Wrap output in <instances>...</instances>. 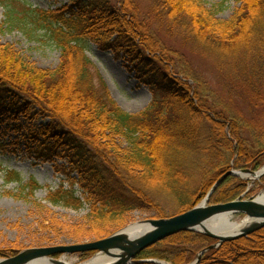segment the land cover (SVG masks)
<instances>
[{"label":"trees","instance_id":"obj_1","mask_svg":"<svg viewBox=\"0 0 264 264\" xmlns=\"http://www.w3.org/2000/svg\"><path fill=\"white\" fill-rule=\"evenodd\" d=\"M229 1L239 7L227 20L218 19L204 0H149L146 11L136 0H71L70 6L47 11L25 6L15 11L3 4L0 34L27 16L48 31L60 50L56 68L40 69L13 46L0 43V117L46 122L33 134L78 176L84 199L74 195L73 184L50 190L45 198L51 206L87 207L83 228H64L51 217L43 223L77 232L63 236L62 243L84 235L107 237L136 211L153 209L164 218L161 199L174 202L180 214L196 206L229 169L262 167L264 0ZM163 32L167 42L159 37ZM90 41L125 55L159 100L134 116L105 87L96 89L84 54L83 44ZM179 47L210 59L214 86L196 73ZM192 171L199 172L195 191ZM5 182L17 183L19 192L4 195L47 211L35 200L40 186L33 179L22 184L18 173L7 172ZM244 189L238 178L227 177L208 203L233 201ZM214 242L198 232H182L144 250L135 261L189 264ZM21 249L0 247V258ZM92 254L79 256L85 260ZM254 255H261L258 264H264V228L204 252L199 264H254Z\"/></svg>","mask_w":264,"mask_h":264},{"label":"rangeland","instance_id":"obj_2","mask_svg":"<svg viewBox=\"0 0 264 264\" xmlns=\"http://www.w3.org/2000/svg\"><path fill=\"white\" fill-rule=\"evenodd\" d=\"M136 1L139 3L141 10L146 11L149 0ZM204 3L207 8L216 11L218 19L221 20L229 19L239 7L234 1L229 0H204ZM3 4L15 9V11L22 9L24 6L29 7V10L41 9L47 11L61 9L65 5H72L71 0H0V25L4 21L5 6ZM19 18L21 19L20 25L9 28L0 34V43L13 46L23 57L33 62L40 69L56 68L59 64L60 50L48 31L37 27L32 23L31 18L27 16L21 15ZM26 33H28V36H26ZM159 37L162 41L167 42L164 32ZM174 43L177 42H172L170 45L177 48L178 44ZM83 45L84 54L90 61L89 70L94 86L99 91H103L102 87H105L108 95L123 111L138 116L146 111L152 103L159 100V96L152 90L150 85L144 83L141 77L135 75L134 67L131 66L130 60H127L125 55H116L109 47H102L91 41ZM179 49L196 73L211 86H214L216 83L215 72L210 59L201 57L189 49H182L181 47ZM105 76H108L109 79L107 80ZM112 94L124 104L136 101H144V104L139 109L128 111L117 103ZM240 110L246 117L249 116L245 105L241 104ZM40 124L45 125L46 122H31L24 118H20L18 122H13L4 116L0 117V247L16 246L27 249L81 244L100 240L98 239L100 236L85 238L84 235L82 236L83 239L68 240L62 243L63 236L69 235L70 238L78 235L77 232L72 234L70 231H64V228H83L84 224L81 219L88 211L87 207L75 211L62 206H51L45 201L48 191L56 190L60 186L69 188L72 184L76 197L84 199L85 196L83 189L76 184L78 176L71 172V167L67 164V161L60 159L56 153L52 154L46 142L40 138L36 139L32 129ZM7 172L18 173L22 179V184L33 179L40 186V189L35 192V200L46 206L48 209L45 210L47 211L35 210L32 208L31 203L14 200L4 195V193L15 194L19 192L17 183L7 184L5 182ZM206 172L201 171L200 174ZM198 174L199 172L192 171L193 191L196 190L199 183L197 180ZM238 179L245 184V189L234 200H252L264 190V177L257 179L251 175H245L243 178ZM205 196L197 204L201 203ZM159 204L164 210L165 217L174 216L181 210L171 200L161 199ZM49 217L55 219L64 228L55 230V228L43 224L46 219H50ZM147 219H157V213L153 209L133 212L128 221H125L128 223L124 227ZM231 220L242 222V216L236 215ZM214 244L215 242L212 245ZM92 256L93 254L82 260V257L74 254L65 256L62 261L67 264H81L88 261ZM240 259L242 263L245 260L243 256ZM253 260L255 261L254 264H258L261 261V255H254Z\"/></svg>","mask_w":264,"mask_h":264},{"label":"water","instance_id":"obj_3","mask_svg":"<svg viewBox=\"0 0 264 264\" xmlns=\"http://www.w3.org/2000/svg\"><path fill=\"white\" fill-rule=\"evenodd\" d=\"M244 175H251L257 179L263 177L264 165L257 172L250 170L227 171L214 182L201 203L181 214L162 219H147L139 223L131 224L98 241L23 249L18 251L13 257L0 259V264H35L44 261L49 264H67L62 261L65 256L90 252H94V255L88 261L96 257H102L109 260L107 264H133L135 262L168 264L163 261H135V259L141 252L156 243L177 235L178 233L188 231L198 232L215 241L214 245L201 251L196 260L191 263L199 264L201 255L204 252L216 249L225 242L248 237L264 228V203L257 202L255 199L248 201L235 200L215 205L207 204L212 194L227 177L243 178ZM236 215L242 216V221L249 222L248 225L238 233H224V231L219 228L209 229L207 227V224L214 220L222 217L231 219ZM138 225H148L149 229L137 236L130 235L128 231L132 227ZM55 256H59V259H55Z\"/></svg>","mask_w":264,"mask_h":264},{"label":"bare ground","instance_id":"obj_4","mask_svg":"<svg viewBox=\"0 0 264 264\" xmlns=\"http://www.w3.org/2000/svg\"><path fill=\"white\" fill-rule=\"evenodd\" d=\"M105 78L108 80L109 77L105 76ZM113 98L117 101V103L125 110H131V109H139L143 106L144 101H136V102H131L130 104H124L123 102L119 101L113 94ZM257 202L264 203V190L255 198ZM248 221H242V222H234L231 219H227L226 217H222L220 219L214 220L211 223L207 224V227L209 229L212 228H219L224 231V233H238L240 230H242L245 226L248 225ZM149 229L148 225H138L132 227L128 233L133 236H137L146 230ZM105 236V235H104ZM104 238V237H103ZM108 259H104L102 257H96L86 263L83 264H107ZM35 264H49L48 262H38Z\"/></svg>","mask_w":264,"mask_h":264}]
</instances>
